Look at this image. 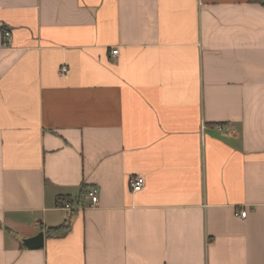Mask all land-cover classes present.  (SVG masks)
I'll return each mask as SVG.
<instances>
[{
  "label": "crops",
  "instance_id": "obj_1",
  "mask_svg": "<svg viewBox=\"0 0 264 264\" xmlns=\"http://www.w3.org/2000/svg\"><path fill=\"white\" fill-rule=\"evenodd\" d=\"M0 264H264V4L0 0Z\"/></svg>",
  "mask_w": 264,
  "mask_h": 264
},
{
  "label": "built area",
  "instance_id": "obj_2",
  "mask_svg": "<svg viewBox=\"0 0 264 264\" xmlns=\"http://www.w3.org/2000/svg\"><path fill=\"white\" fill-rule=\"evenodd\" d=\"M6 37L10 36V32L6 31L5 32ZM118 54V49H113L112 50V55H117ZM67 67L66 66H62L60 68V74L63 75L67 72ZM144 184V180L142 177L140 176H134L131 177L130 179V187H131V191L132 192H138L142 189ZM87 196L89 197L90 201L92 204H96L99 200V190L97 187H92L88 192H87ZM63 209H71V205L69 203H64L63 204ZM247 210L246 209H241L236 211L235 215L237 217H240L242 219L247 217Z\"/></svg>",
  "mask_w": 264,
  "mask_h": 264
},
{
  "label": "trees",
  "instance_id": "obj_3",
  "mask_svg": "<svg viewBox=\"0 0 264 264\" xmlns=\"http://www.w3.org/2000/svg\"><path fill=\"white\" fill-rule=\"evenodd\" d=\"M258 1L264 4V0H258ZM65 202H66L65 200H62L59 204L61 205L64 204ZM68 226H69L68 223L64 222L58 227L51 228L49 230V233L57 236H62L68 231Z\"/></svg>",
  "mask_w": 264,
  "mask_h": 264
},
{
  "label": "water",
  "instance_id": "obj_4",
  "mask_svg": "<svg viewBox=\"0 0 264 264\" xmlns=\"http://www.w3.org/2000/svg\"><path fill=\"white\" fill-rule=\"evenodd\" d=\"M41 237H42V234H40L35 240L27 241V243L30 244L33 241H39Z\"/></svg>",
  "mask_w": 264,
  "mask_h": 264
}]
</instances>
